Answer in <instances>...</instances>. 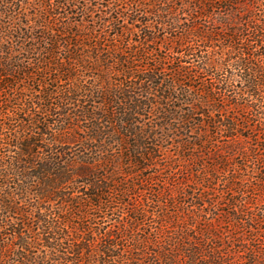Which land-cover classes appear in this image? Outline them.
I'll return each instance as SVG.
<instances>
[{
	"label": "trees",
	"instance_id": "trees-1",
	"mask_svg": "<svg viewBox=\"0 0 264 264\" xmlns=\"http://www.w3.org/2000/svg\"><path fill=\"white\" fill-rule=\"evenodd\" d=\"M55 1L56 15L70 2ZM144 1L155 24L140 22L144 37L136 41L112 20L108 33L80 21L56 26V15L39 0L32 17L45 23L47 35L32 69L17 62L9 43L23 35L21 22L12 15L7 25L0 22V264H264V199L251 193L264 194V0ZM26 2L16 7H33ZM170 3L189 9L191 26L158 40V32L180 21L172 8H157ZM131 19L132 26L139 22ZM156 45L176 56L199 55L192 69L186 62L185 70L181 63L173 70L174 85L194 70L223 75L218 89L202 84L194 96L184 94L189 109L179 121L200 119L181 126L185 158L194 185L208 187L192 210L184 189L151 190L152 177L143 175L161 151L136 121L148 106L158 107L142 99L149 102L158 89L163 94L154 98L169 102L176 87L159 78L168 55L138 66L157 53ZM46 80L68 86L54 105ZM85 96L100 99V115L80 107ZM79 118L96 121L86 129L91 135L78 136ZM79 139L78 155L68 146ZM220 183L225 198L216 203L213 187ZM207 207L214 213L202 215Z\"/></svg>",
	"mask_w": 264,
	"mask_h": 264
},
{
	"label": "rangeland",
	"instance_id": "rangeland-1",
	"mask_svg": "<svg viewBox=\"0 0 264 264\" xmlns=\"http://www.w3.org/2000/svg\"><path fill=\"white\" fill-rule=\"evenodd\" d=\"M23 2L27 1L30 2L32 6H17V2ZM39 0H14L10 1L8 5L5 3L0 2V10H5L7 8V11H11L6 13V15H2L0 17V22L3 24H8L9 21V15H12L14 21L21 22V28L24 31L23 35L20 38L12 39L9 41L12 48L14 49V56H16L17 62L23 64L30 69L33 67L34 59L36 58L37 47L43 46L41 43H46V39L44 38L47 34V29L45 26V23L41 20L36 21L35 18L32 16L34 15L35 8L37 11L39 10L38 5ZM46 6L49 12H51L53 15H56V12H54L56 9L55 6V0H45ZM26 2V4H27ZM58 2V1H57ZM175 2V1H174ZM176 3V2H175ZM77 8H76V7ZM151 6L149 4V1H134V0H125V1H119V0H70L68 4L64 6L62 10H59L60 15L52 17V22L56 26H63L65 24H74L75 22H83V24H87L90 27H92L95 31H103L108 33L109 27L111 24L109 23V20H112L114 23H120L121 26L126 27L127 29L133 31L131 37L134 40H142L144 35L141 34L140 29V22H144L145 20H149L150 23L154 22V18L152 16H149V10ZM158 6V5H156ZM180 3H177V8L174 10L176 6L174 4H167V5H159V10L164 8L166 10L172 8V12L174 16H177L179 18V24L176 25L177 27H170L168 26L166 28V31L158 32V40H163L166 37L170 38V35H177V34H183L186 27L191 26V18L188 13L184 9L179 8ZM83 7V9H81ZM84 10V13H81V11ZM154 11L158 9H153ZM84 14V15H82ZM61 16V17H58ZM117 16H121L119 21H117ZM149 16V17H148ZM162 16L166 17V13H162ZM136 18L135 21H139L135 23V25L132 26V21ZM86 21V22H85ZM106 21V23H103ZM155 24V23H153ZM153 26V25H152ZM135 31V33H134ZM24 37V38H23ZM172 46H175L174 43L171 44ZM156 48L157 53H154L153 55H149L145 58L144 61H141L138 66L144 67L146 64L150 66L156 65V61L160 57H166L168 55L170 57V63H166L165 66L163 65L164 71L159 75V78L162 80L163 86L166 84H172V75H174L173 70L177 68L181 63V66L184 68V70L188 67L186 62H191L190 68L192 69V65L197 64V59H199V55H194L193 57L188 56L187 54L179 53L178 56H176V53L172 52L169 54L167 50H165V47H160V45L153 46ZM196 47V45H195ZM150 46V50H151ZM197 49L199 51H203L204 49L202 47ZM29 51V52H26ZM26 52V53H24ZM187 55V57H185ZM182 57V58H181ZM177 58L181 62L174 61ZM190 60V61H189ZM190 74V79L183 80L182 83L175 84V89L170 91L168 94L172 96L170 98L169 102L163 101L162 99H158L160 97L161 91L155 90L152 92V96H150V101L147 102L145 97H143L142 101L146 104H157L158 107L155 109H151V107L142 111V117H137L136 121L143 124V127L147 130V132H152V134L155 136L156 140L154 142H157L159 146V150L161 151V154L153 159V162L146 163L149 164L150 168L143 171V175L148 177L149 175L152 177L150 181L151 190H159V189H165L167 192L171 189L175 190L173 195H177L181 192L182 189H184L186 192V198H183L185 200V203L188 206L190 210H192L193 204H201L200 201H198V196L202 194L203 192H206L208 187L202 188L201 186L197 187L194 185V181H196L195 175H193L191 168V164L186 161V151L185 147L183 146V139H184V133L181 129V126L184 123L187 122H180L179 118L183 117L184 114L188 111L189 105L186 104V97L184 94L188 92L190 93V96H194L196 94V90L200 88L202 84H206L207 86H212L213 88L218 89V84L216 79H221L223 76L221 73L215 72V76L212 75V73H207L202 70H194ZM173 73V74H172ZM36 79H38L36 77ZM89 76H85L84 80H89ZM47 82L46 90L51 92V98L50 102L53 103V105L56 103L59 94L67 89V83L65 81H59L56 83ZM30 89L34 91L42 90L40 89L36 84L28 83ZM38 94V93H37ZM154 96H158L154 98ZM1 100V99H0ZM80 107L85 108L87 110H95L96 114L100 115L101 112L99 111L100 106V99L96 98L95 96H85L80 100ZM71 116L76 118V112L78 110L77 105L74 104L71 106ZM52 112L56 113L54 109L52 108ZM167 112H171L172 115L167 114ZM74 115V116H73ZM55 117H50V120H54ZM199 117H194L193 121L191 123L185 124V127L192 128L194 123H197L199 121ZM96 121L93 120H85L82 118L78 119V123H74V126L80 127V132H77L78 136H82V138L87 137L88 135H91L90 131H86V129H90V127H93ZM99 124L103 122H97ZM169 123V124H168ZM169 125V127L167 125ZM73 124L71 123L70 129L74 128ZM152 128V129H151ZM188 137L194 136V132L189 131L187 133ZM81 140L75 141L72 144H70L68 147L70 150L73 151V153H78L80 149ZM117 146H114L111 151L116 152ZM206 162H211L210 160H206ZM234 164L235 161H233ZM189 169V176L186 175V171ZM247 171H251V169H247ZM245 178H248L247 173H243ZM242 177V176H241ZM221 180L225 178L224 176L219 177ZM253 178V176H252ZM257 179V178H256ZM255 179H251L253 183L255 184ZM181 183H185L188 185V188L182 186ZM223 183L216 184L213 188L215 189V196L214 199L212 198V201H215L216 203H219L224 198H221V193L224 190ZM194 185V186H193ZM147 186V185H146ZM150 187V186H147ZM195 189L194 192L191 191V189ZM247 188H250L247 187ZM196 189H198L196 191ZM251 193L256 194L258 196H262L264 199V194L262 195L261 190H251ZM189 194H193L195 197V200H192ZM213 195V193H210ZM228 198V196H226ZM153 201H156L159 199V197H151ZM157 198V199H156ZM180 196L177 197V199L180 201ZM226 198V199H227ZM148 211L152 212L154 210V206H150L147 209ZM213 208L207 207L202 210V215L205 213L212 214L214 213ZM111 224L110 221L106 223ZM110 226V225H107ZM240 264H243L242 262Z\"/></svg>",
	"mask_w": 264,
	"mask_h": 264
}]
</instances>
